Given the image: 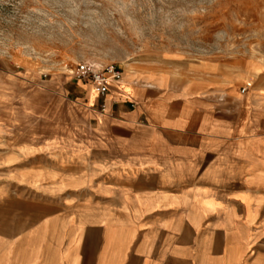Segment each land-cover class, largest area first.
<instances>
[{"label":"crops","instance_id":"0c3cea01","mask_svg":"<svg viewBox=\"0 0 264 264\" xmlns=\"http://www.w3.org/2000/svg\"><path fill=\"white\" fill-rule=\"evenodd\" d=\"M132 73L0 86V264H264V88Z\"/></svg>","mask_w":264,"mask_h":264},{"label":"rangeland","instance_id":"374dc122","mask_svg":"<svg viewBox=\"0 0 264 264\" xmlns=\"http://www.w3.org/2000/svg\"><path fill=\"white\" fill-rule=\"evenodd\" d=\"M81 61L133 73L198 64L264 88V0H0V86L25 70L86 94L71 74Z\"/></svg>","mask_w":264,"mask_h":264},{"label":"built area","instance_id":"2783aa9c","mask_svg":"<svg viewBox=\"0 0 264 264\" xmlns=\"http://www.w3.org/2000/svg\"><path fill=\"white\" fill-rule=\"evenodd\" d=\"M71 74L79 81L89 83L101 96H106L112 84H117L124 77L121 65L110 63L106 65L95 62L81 61L71 69ZM245 90V89H244ZM101 111H105V103L99 105Z\"/></svg>","mask_w":264,"mask_h":264}]
</instances>
